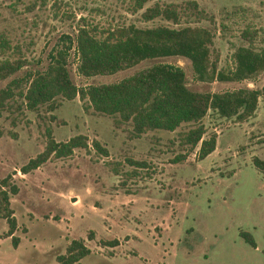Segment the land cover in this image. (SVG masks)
<instances>
[{
    "label": "rangeland",
    "instance_id": "374dc122",
    "mask_svg": "<svg viewBox=\"0 0 264 264\" xmlns=\"http://www.w3.org/2000/svg\"><path fill=\"white\" fill-rule=\"evenodd\" d=\"M138 1L0 0V60L23 61L0 79V88L19 79L15 94L0 106V177L10 174L18 186L9 198L17 240L13 245L4 235L7 224L0 218V264H58L56 255L72 238H81L89 252L70 264H264V173L251 163L253 156L264 159V95L243 120L206 112L199 120L201 137L214 134L215 146L201 159L198 143L190 147L183 140L193 122L135 135L130 121L96 112L77 96L56 97L53 108L42 103L28 109L23 103L25 73L44 69L50 56L66 47L68 74L78 87L115 82L157 62L180 66L194 91L264 83V69L240 81L198 80L180 55L145 58L110 74L80 75L74 35L82 23L98 36L129 24L205 27L212 34L209 60L216 69L231 65L233 49L246 44L242 29L256 31L255 44L264 37V0ZM191 1L204 16L186 9ZM154 4L176 5L177 22L162 16L144 20L141 12ZM46 130L55 141L82 134L87 147L51 155L20 172L19 166L44 148ZM241 231L251 235L254 246ZM111 238L119 241L112 249L99 244Z\"/></svg>",
    "mask_w": 264,
    "mask_h": 264
},
{
    "label": "trees",
    "instance_id": "16d2710c",
    "mask_svg": "<svg viewBox=\"0 0 264 264\" xmlns=\"http://www.w3.org/2000/svg\"><path fill=\"white\" fill-rule=\"evenodd\" d=\"M142 0H139L140 4ZM191 14L204 16L191 1L186 8ZM180 10L176 5L159 6L154 4L141 12L144 20L162 16L177 22ZM200 17V18H201ZM246 44L236 46L230 54L231 65L216 69L209 60V45L212 34L209 29L196 25L177 27L154 25L137 27L129 24L117 31H107L98 36L85 24H79L74 35V46L78 55L77 72L82 76L110 74L117 70L134 65L145 58L180 55L186 57L198 80L240 81L249 78L264 69V37L255 44V30L242 29L239 33ZM68 47H66L67 49ZM57 50L42 70L25 73L24 89L20 92L26 108L33 109L37 105L47 103L49 108L55 105V98L72 99L77 96L85 99L94 111L103 114H116L121 121H130L133 134L138 135L150 129L173 130L180 123L193 122L183 134L184 143L194 147L198 143L196 157L201 159L214 149L215 135L202 138L203 125L199 120L208 110L221 117L234 116L243 120L250 116L256 108L257 98L264 95V83L259 88L238 87L224 91L190 90L184 79V72L178 65L157 62L134 72L118 81L108 83L76 86L69 77L66 67L65 50ZM23 65L19 59L0 60V79L16 71ZM21 80V79H20ZM19 79L12 78L0 88V106L4 100L11 98L15 88L19 87ZM91 144L106 155V149L96 140ZM74 147H87L86 137L82 134L70 136L64 141H55L46 130L44 148L34 157L19 166L18 170L26 173L36 168L48 157L65 156ZM182 159V156L176 157ZM252 165L264 173V159L253 156ZM18 191L10 174L0 177V218L7 224L5 236H10L16 243L13 234L16 222L9 205V198ZM252 246L254 241L248 232H240ZM93 237L89 230L87 239ZM117 238L100 239L99 244L114 246ZM89 252V248L81 238H72L65 246L62 254L56 255L58 264H70L79 260Z\"/></svg>",
    "mask_w": 264,
    "mask_h": 264
},
{
    "label": "crops",
    "instance_id": "0c3cea01",
    "mask_svg": "<svg viewBox=\"0 0 264 264\" xmlns=\"http://www.w3.org/2000/svg\"><path fill=\"white\" fill-rule=\"evenodd\" d=\"M118 244H119V241H118V243L116 245H118ZM116 245H114V246H116ZM104 246L110 247L111 249H112V247H114V246H108V245H104Z\"/></svg>",
    "mask_w": 264,
    "mask_h": 264
}]
</instances>
